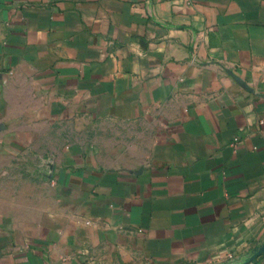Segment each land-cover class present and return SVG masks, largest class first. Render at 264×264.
<instances>
[{
    "label": "crops",
    "instance_id": "0c3cea01",
    "mask_svg": "<svg viewBox=\"0 0 264 264\" xmlns=\"http://www.w3.org/2000/svg\"><path fill=\"white\" fill-rule=\"evenodd\" d=\"M1 80L71 135L0 264H264V0H0Z\"/></svg>",
    "mask_w": 264,
    "mask_h": 264
},
{
    "label": "rangeland",
    "instance_id": "374dc122",
    "mask_svg": "<svg viewBox=\"0 0 264 264\" xmlns=\"http://www.w3.org/2000/svg\"><path fill=\"white\" fill-rule=\"evenodd\" d=\"M0 85V200L22 203L23 192L52 183L54 155L71 135L50 109L51 101L31 90L19 92ZM9 89V90H8ZM5 138L11 145H5ZM0 203V220L14 212ZM22 214V213H17ZM20 218V217H19ZM250 256L229 258L215 264H258Z\"/></svg>",
    "mask_w": 264,
    "mask_h": 264
},
{
    "label": "water",
    "instance_id": "95a60500",
    "mask_svg": "<svg viewBox=\"0 0 264 264\" xmlns=\"http://www.w3.org/2000/svg\"><path fill=\"white\" fill-rule=\"evenodd\" d=\"M259 253V250H257V252L255 253V255H257ZM255 257V256H254Z\"/></svg>",
    "mask_w": 264,
    "mask_h": 264
}]
</instances>
